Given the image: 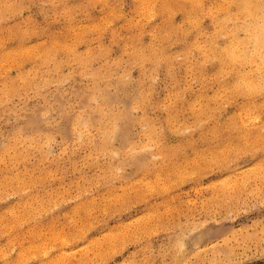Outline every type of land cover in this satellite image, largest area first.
Instances as JSON below:
<instances>
[{"label": "rangeland", "instance_id": "rangeland-1", "mask_svg": "<svg viewBox=\"0 0 264 264\" xmlns=\"http://www.w3.org/2000/svg\"><path fill=\"white\" fill-rule=\"evenodd\" d=\"M49 4L28 3L18 18L6 19V26L18 22L28 29L33 23L37 35L43 30L66 34V17L54 14ZM135 4L120 0L116 22L98 35H83L86 40L75 45L79 53L87 47L106 51L92 66L86 63L82 73L72 58L61 61L60 72L47 80L22 78L20 73L31 69L27 62L21 69L3 63L8 74L0 77L5 100L0 105V178L7 180L0 184V264H264L263 92L255 99L230 98L216 84L217 78L227 80L214 75L218 68L212 71L207 64L200 77L184 68V41L171 34L163 38L167 42L158 40L165 53L158 59L138 63L128 58L131 40L139 37V49L146 53L153 25H162L159 16L148 19L136 12ZM105 17L99 5L75 10L69 35L102 26ZM221 20L202 15L196 41L215 35ZM170 22L172 32H182L181 12L172 13ZM237 35L245 37L243 30ZM224 39H218L220 44ZM6 43L7 48L16 45ZM188 54L192 62L199 60ZM48 68L56 73L51 63ZM93 68L109 69L98 80V104L80 97L90 87ZM12 79L14 92L3 94ZM139 90L148 98L136 105ZM252 100L260 101L257 108ZM113 123L119 131L104 144L102 126ZM200 232L195 246L192 238ZM60 235L66 236L64 242Z\"/></svg>", "mask_w": 264, "mask_h": 264}, {"label": "bare ground", "instance_id": "bare-ground-1", "mask_svg": "<svg viewBox=\"0 0 264 264\" xmlns=\"http://www.w3.org/2000/svg\"><path fill=\"white\" fill-rule=\"evenodd\" d=\"M40 1L49 2L50 3L49 4L50 10L54 14L61 15V18L66 17V23H68V24H66V28H67L66 34L65 33L53 34V33L47 32L46 30H43V31L39 30V31H42V33L37 35V34H35V33H37V29L33 23H31V26L28 27V29L21 28L18 22H16L12 26H6V19L7 18H9V17L18 18V16L22 13L23 9L28 5V3L40 2ZM135 1H136V4L134 6V9L136 12L148 17V19L149 18L153 19V18H156L159 16V18L162 19V25L161 26L153 25L154 26V33L151 36L150 42L146 45L144 44L148 48V51L146 53H144V49H139V48H141L140 44L142 43V40L139 37L131 40V42L129 43L128 51H127L128 58H131L132 60H134L138 63H144L145 59H155V57L157 56L158 53H160V52L164 53L163 52L164 47H162V48L158 47V45H159L158 40H161L162 42H167V40L163 39V38H165L171 34V37H177L181 41H184L183 42L184 43V54H183L182 63L184 65L185 69L195 70L197 73V77H200V73L203 70V67L208 64L210 66V68L212 69V71L214 68H218V70H214V75L216 73H218V74H220L219 77H221V75H222V77L227 79V80H224V79H218L217 78L216 84L221 89H227L229 92L230 98H233L234 95L235 96L240 95L241 97L248 96V98L255 99V98H257L255 96H257L258 94H261L262 92L264 95V0H213V2L209 3L210 7L206 5V2L208 0H135ZM82 2H85V3L83 4ZM118 2H120V0H81V2H79V3H76L75 0H0V77H2V76L4 77L8 74V67H5L2 69L3 63L9 62V64H12L14 67L21 69V68H24L23 64L27 62L30 64L31 69H30V72H28V74H25L26 72H21L20 76L22 78L30 77V75H31L30 78H32V79L40 78L41 80H47L49 76L56 75L60 72V62L61 61H68L70 58L74 59L77 62V66H78L77 68H79V70H80L79 73L80 72L82 73V71L84 70L83 66L86 65V63L90 62L91 63L90 66H92L93 61L105 57L106 51L102 48L100 50H92L91 48L87 47V50H89V51H87V52L85 51L84 53H79L76 51L75 45L78 43H81V42L83 43L86 40V38L83 35H86L87 33H89V35H91V36L98 35L97 31H100L102 28L109 27L112 23L116 22L120 18V15H121L120 11L117 7ZM97 5H99L102 8V12L106 16L105 20H104V24L102 26L101 25L95 26L94 24H92L91 27H89L86 23L85 25H87L88 28H82V30H80V31H75L71 37L69 35L70 32L68 31V29L73 30V27L70 24H71V18H72L74 11L75 10L87 11L90 8L97 6ZM176 11H179L182 14L183 30L181 33L172 32L174 27L170 21L172 19V13H175ZM202 15L209 16L211 20H215L217 17L220 16L222 18V20L219 22V25H217L218 28H217L215 35L206 38L203 41V43H198L196 41L195 37H196L197 33H199L200 18ZM76 26H77V24H76ZM239 30L244 31V33H245L244 38L238 37L237 32ZM177 31H179V30H177ZM126 33H128L127 30H126ZM202 34H204V32ZM199 35H201V34H199ZM33 36H36L37 38H39V40L34 42V43H31L30 40ZM221 37H225V39L222 41L223 44H220L221 42H219V40H218ZM8 40L14 41L16 43V45L13 48H7L6 42ZM173 43H175L174 40H173ZM188 53H191L193 57L195 56L199 60L196 62H192L190 60V55ZM165 57H167V56H165ZM178 57H177V59H178ZM49 63L52 64V67H53L52 69H53V71L56 72L55 74H52L51 69L48 68ZM156 66L160 67L159 64H157ZM39 67H46L48 71L46 69L43 71H37ZM108 71H109L108 68H93L92 72L90 73V87L86 91L82 92V94L80 95L81 99H83V97H84V99L87 103L97 102V104H98L97 95L99 94V91H100L97 88L98 80L101 78H104L106 76V74L108 73ZM187 71H189V70H187ZM223 74H225V76H223ZM229 76H230V78L228 79ZM149 80H152V79L150 78ZM191 81H193V79ZM22 83H24V80H22ZM188 83H190V81ZM187 87H189V84L187 85ZM15 88H16V79H12L10 81V85L4 87L2 93L5 95L11 94L14 92ZM177 91L175 92V94H177ZM223 92L225 93V91H223ZM223 92H222V94H224ZM226 96H227V94H226ZM139 97H140V100L136 102V105H139V104L141 105L148 98L147 93H144L142 90H139ZM174 97H176V96L174 95ZM208 97H211V95ZM216 97H218V96H216ZM198 99H199V97H198ZM207 100H209V99H207ZM260 100H261V98H260ZM148 101H149V99H148ZM201 102H200V105H201ZM252 102L254 103L255 108H257L258 104L260 103L259 100H252ZM4 104H5V100L2 97H0V105H4ZM261 104L264 105V96L262 97ZM204 106H205V103H204ZM205 107H207V106H205ZM249 108L251 109V107H249ZM109 110H110V108L108 109V111ZM252 111H253V109H252ZM196 114H198V113H195L194 117H196ZM211 115H212V113H211ZM107 116H111V114H107ZM81 117L82 116H80V118ZM143 117H145V116H143ZM239 118H240V116L238 117V119ZM257 118H254V119L256 120ZM81 120L84 121V119H82V118L79 121H81ZM194 120H195V118H194ZM234 121H232V122H234ZM194 122L196 123L197 121H194ZM240 122H241V120H240ZM79 123H81V122H79ZM191 123H189V125ZM198 123H196V126L195 125L194 126L197 127ZM180 124H182V123H180ZM230 124H232V123H230ZM234 124H235V122H234ZM81 125H83V124L81 123ZM141 125H142V123H141ZM184 125H186V123ZM242 125L244 126V124H242ZM229 126H232V125H229ZM72 127H73V125H72ZM118 127L119 126L116 123H113L110 126H108V125L102 126V133H103L102 135H103L104 144H106L107 142L111 143L115 139V137L119 131ZM187 127H188V125H187ZM258 129H260V127ZM261 129H260V131H261ZM185 130H186V128H185ZM18 133H19V131H18ZM23 133L24 132H22V134ZM76 133L80 137L79 132H76ZM249 133H250V131H249ZM79 137H77V139H79ZM234 137L238 138L239 140H244L243 139L244 137H240L239 135H235ZM23 138H25L24 135H23ZM90 138H92V137H90ZM87 139H89V138H87ZM89 142H90V139H89ZM91 143H92V140H91ZM146 143H148V142L146 141ZM26 147H28V145ZM148 147L146 146L145 148H148ZM151 147H149V148H151ZM130 148H131V146H130ZM49 149H52L51 146H48V151L46 149V151L48 153H50V151H51V150L49 151ZM221 149L219 150L220 152H221ZM110 151L111 150H109V152ZM12 152H14V151L12 150ZM23 152H24V150H23ZM103 152L104 151L102 150V153ZM112 152L115 153V155H116V152H114V151H112ZM222 152H223V150H222ZM113 153H111V154H113ZM12 156H13V154H12ZM20 157H21V155H20ZM154 157H156V156H154ZM249 167L250 166H248L247 168H249ZM119 169L120 168H118V170ZM113 170H115V168ZM118 170H116L115 173ZM108 174H110V173H108ZM109 179H111V178L109 177ZM222 179H225V178H222ZM6 180H7V176L3 175L2 178H0V184H3L4 182H6ZM12 183H13V181H12ZM230 184H232V183H229V185ZM224 185H226V184H224ZM235 189H237V188L235 187ZM229 192H231V191H229ZM53 208H54V206H53ZM212 219H214V218H212ZM196 234L194 235L195 237H193V238H195L194 240L192 237H190V238H192L193 244H195L194 241L196 242V239H197L196 236H198V239L200 238L201 232L198 233V235H196ZM64 235H66V234H64ZM112 235H114V234H112ZM51 236H52V234H51ZM52 237H54V236H52ZM55 237H56V239L59 238L60 239L59 241H63V240L65 241L66 240V236L60 235V236H58V238H57V236H55ZM190 238L188 239L189 241H190ZM182 241H181V243H179V245L181 244L180 247L185 244V241L183 243H182ZM190 243H191V241H190ZM193 244H192V246L195 247L196 244H195V246ZM34 247L35 246H33L32 249H34ZM197 249H199V247ZM61 251H65V250H61ZM62 256H63V254H62ZM58 259H59V257H58ZM57 262H59V261H57ZM53 264H54V261H53Z\"/></svg>", "mask_w": 264, "mask_h": 264}]
</instances>
